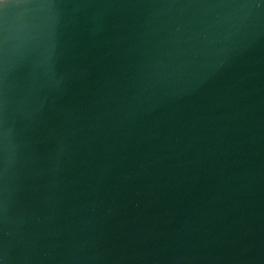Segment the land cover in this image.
I'll use <instances>...</instances> for the list:
<instances>
[{
	"label": "water",
	"instance_id": "obj_1",
	"mask_svg": "<svg viewBox=\"0 0 264 264\" xmlns=\"http://www.w3.org/2000/svg\"><path fill=\"white\" fill-rule=\"evenodd\" d=\"M0 264H264V0H4Z\"/></svg>",
	"mask_w": 264,
	"mask_h": 264
},
{
	"label": "snow or ice",
	"instance_id": "obj_2",
	"mask_svg": "<svg viewBox=\"0 0 264 264\" xmlns=\"http://www.w3.org/2000/svg\"><path fill=\"white\" fill-rule=\"evenodd\" d=\"M4 3V0H0V4H3Z\"/></svg>",
	"mask_w": 264,
	"mask_h": 264
}]
</instances>
